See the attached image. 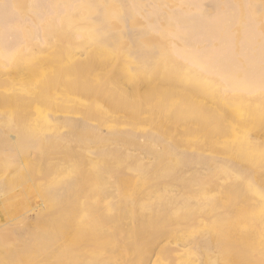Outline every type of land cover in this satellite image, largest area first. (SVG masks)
<instances>
[{
  "label": "rangeland",
  "instance_id": "obj_1",
  "mask_svg": "<svg viewBox=\"0 0 264 264\" xmlns=\"http://www.w3.org/2000/svg\"><path fill=\"white\" fill-rule=\"evenodd\" d=\"M198 14L221 18L216 40L190 30ZM5 40L0 264H264V90L227 86L250 57L264 78V0H0ZM221 159L241 173L201 163Z\"/></svg>",
  "mask_w": 264,
  "mask_h": 264
},
{
  "label": "bare ground",
  "instance_id": "obj_2",
  "mask_svg": "<svg viewBox=\"0 0 264 264\" xmlns=\"http://www.w3.org/2000/svg\"><path fill=\"white\" fill-rule=\"evenodd\" d=\"M3 17V16H2ZM186 23L188 24V26L190 27V30L192 31V32H195L194 34L195 35H208L209 37H211L212 39H215L216 40V34H214V29L216 28V27H219V26H222L224 23H222V21H221V18L220 17H218V18H216V17H214V18H207V17H202L201 15H194V17H190L189 19H187V21H186ZM247 33H249V32H247ZM249 37V38H248ZM245 39H250V35L249 36H247V37H245ZM12 42H9V41H3L2 42V44H1V46H0V72H3L1 69L3 68V66H4V64H2L3 62H7L8 60H10L12 57H13V54L15 53V51L17 50V48L18 47H20V44L19 43H16V44H11ZM179 56H180V53H178V52H176ZM180 58H181V56H180ZM249 61H250V63H249V67L252 69V71H253V76H249L248 77V79L246 80V81H244V82H241V83H239V82H237V83H231V84H227V86L228 87H234L235 88V90H237V91H241V92H243L244 93V95H248V96H251V95H254V94H256L258 91H261V90H264V78H262V77H260V76H254V73H256V71H257V69H256V64L254 63V58L253 57H250L249 58ZM187 62L189 63V64H194L195 66H196V68L197 69H199V70H201V71H204V70H206V69H208L207 68V66L209 67V68H211V69H215V70H218L219 68V64H222L220 61H217L216 62V64H212V63H210L209 65H206V63H199L197 60H196V58H194V57H188L187 58ZM3 82H0V95H4L5 93H7V91L9 90V89H7L6 87H5V85L6 84H2ZM14 84L15 85H21V83H20V81H14V82H12V87L14 86ZM12 87H9V88H11L12 89ZM13 88H15V87H13ZM18 89V88H17ZM15 89H13V91H14ZM19 90H21V91H19ZM19 90H15V91H18V92H20V93H22L23 95H30V96H35V93H34V91H31V92H29V91H26L25 89H23L22 88V85H21V88L19 89ZM4 92V93H3ZM17 92V93H18ZM26 92V94H24ZM13 94H16L15 92H12ZM19 93V94H20ZM19 94H16V95H18L19 96ZM15 95V96H16ZM67 95L68 94H66L65 92H61L59 95H57V94H55V98H58V99H63V98H67ZM243 95V96H244ZM69 96V95H68ZM70 100V99H69ZM74 101V102H76V100L75 99H72L71 98V101ZM83 101H85V100H83ZM40 112V111H39ZM52 112H54V111H52ZM54 114H55V112H54ZM57 114V113H56ZM37 115H39V114H37ZM58 115H59V113H58ZM43 116V115H42ZM33 117H36V116H33ZM32 117V118H33ZM39 118H41L40 116L38 117V120L40 121L41 119H39ZM43 118H45V119H43V120H45L46 122H48V120L50 121V122H54L53 124H56V123H58L59 121H65L67 118V120L69 121L70 119L69 118H71L72 120H78L77 122H78V124L79 123H84L82 120H80V119H77V118H74V117H64V115L62 116H57V115H53V114H48L47 113V115H44V117ZM34 119V118H33ZM48 119V120H47ZM36 120V119H35ZM42 120V121H43ZM66 120V121H67ZM56 121V122H55ZM67 121V122H68ZM70 123H71V120H70ZM76 124L77 123H75L73 126H75L76 128H77V126H76ZM85 124V123H84ZM86 126L83 128L82 126H84V125H82L81 127L85 130V131H87V132H89V133H91V134H93L94 133V130L93 131H89L88 129L90 128V126L88 125L87 126V124H85ZM79 127V126H78ZM77 129H79V128H77ZM121 130V128H117V127H113V128H111V129H108V131L106 132L107 134H109V133H112V132H114V131H120ZM9 133H11V136H10V138L9 139H11V140H16L17 139V137H16V139H15V136H13L12 135V132H9ZM254 133H256V132H249L248 133V135L249 136H257V134H255L254 135ZM127 134H129V133H127ZM133 134V133H132ZM8 135V134H7ZM135 135H138L139 137H140V139H143V141L144 142H149V143H151L152 142V139H150L151 138V136L149 135V134H143L142 133V131L140 130L139 132H135ZM231 135H233L232 137L233 138H235V139H243L244 137H247V134L244 132V131H242V130H240V131H236V130H232V133H231ZM9 137V136H8ZM7 137V138H8ZM258 137V136H257ZM17 141V140H16ZM18 142V141H17ZM13 143H14V141H13ZM158 147L160 148V149H158ZM161 149L163 150V152H165V151H167L168 150V145H163V147H161V146H157V145H153V147H152V150H153V153L154 154H157V153H160L161 152ZM177 154L178 155H181V156H184V155H187V154H190V153H187V152H177ZM194 155H201V154H194ZM202 157V156H201ZM206 157V156H205ZM211 157H215V158H221V157H219V156H211ZM199 162L200 161H197V163L199 164ZM201 163H203L204 165H206V167H207V165L208 164H211L210 166H212V167H216V165L218 164V165H220L221 167H234V168H232V172H234L233 174V176H232V178H234V176H235V174H239V173H241L240 171H241V165H240V163L239 162H236L235 160H224V159H221V161H219V160H216V161H214V162H207V161H202ZM20 165V164H19ZM20 166H22V168H23V165H20ZM19 166V167H20ZM219 166V167H220ZM220 167V168H221ZM206 169V168H205ZM212 170V169H211ZM230 178V177H229ZM231 179V178H230ZM23 181V180H22ZM23 183V182H22ZM22 183H20V184H22ZM62 184V187L63 188H66L67 187V185H68V179H65L64 181H63V183H61ZM20 187V186H19ZM6 189V188H5ZM17 189V188H16ZM5 192V191H4ZM36 194V193H35ZM4 195V194H3ZM37 195V194H36ZM31 196V195H30ZM38 196V195H37ZM39 197V196H38ZM30 200H32L31 198H30ZM209 203V200H205L204 202H203V204L204 205H207ZM33 205V204H32ZM44 207V204H39V205H37V206H35V207H32L31 209H30V211L31 210H35V213H38L42 208ZM29 211V212H30ZM33 213V212H32ZM34 213V214H35ZM31 215V214H30ZM25 218H26V215L24 216ZM33 217H31V218H28V219H32ZM27 220V219H26ZM30 220H28V221H30ZM187 237H183V236H181V237H178L177 239L176 238H173V239H170V240H167V242L169 243V244H171V245H174V244H177L178 242H180L181 243V245H183V247L185 246V247H192L193 249H196V250H198V251H203L204 249H205V247H206V245H207V241H206V239H204L203 237H200L199 239H190V237H189V239H186ZM151 264H155V263H151ZM181 264H199V261H198V259L197 258H194L192 261H187L186 259L185 260H182L181 261Z\"/></svg>",
  "mask_w": 264,
  "mask_h": 264
}]
</instances>
